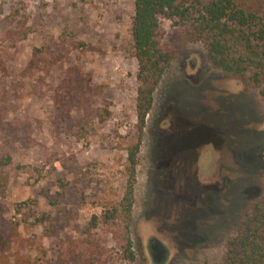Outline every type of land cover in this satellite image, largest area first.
<instances>
[{
  "label": "rangeland",
  "instance_id": "374dc122",
  "mask_svg": "<svg viewBox=\"0 0 264 264\" xmlns=\"http://www.w3.org/2000/svg\"><path fill=\"white\" fill-rule=\"evenodd\" d=\"M133 15L134 0H0V264H129L126 238L154 264L152 237L165 264H212L264 193L261 89L172 21L159 33L177 57L139 133Z\"/></svg>",
  "mask_w": 264,
  "mask_h": 264
},
{
  "label": "trees",
  "instance_id": "16d2710c",
  "mask_svg": "<svg viewBox=\"0 0 264 264\" xmlns=\"http://www.w3.org/2000/svg\"><path fill=\"white\" fill-rule=\"evenodd\" d=\"M163 19L179 25L186 39L202 45L213 69L246 78L264 96V0H134L131 37L138 64L139 133L152 106L154 91L177 57L161 43ZM0 71H6L1 61ZM138 152L139 143L127 150L129 180L120 203L125 220H129L133 205ZM125 230L127 233V224ZM125 253L126 261L133 264L135 255L129 238ZM212 264H264V193L251 204L235 232L224 239L223 253Z\"/></svg>",
  "mask_w": 264,
  "mask_h": 264
},
{
  "label": "water",
  "instance_id": "95a60500",
  "mask_svg": "<svg viewBox=\"0 0 264 264\" xmlns=\"http://www.w3.org/2000/svg\"><path fill=\"white\" fill-rule=\"evenodd\" d=\"M149 241L147 246L149 260L154 264H165L169 257L168 249L155 237H152Z\"/></svg>",
  "mask_w": 264,
  "mask_h": 264
}]
</instances>
